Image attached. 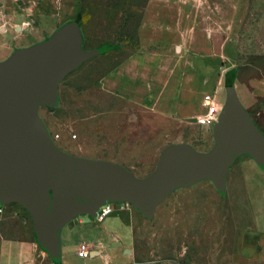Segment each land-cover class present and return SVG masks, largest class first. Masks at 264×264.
Wrapping results in <instances>:
<instances>
[{"label": "rangeland", "instance_id": "1", "mask_svg": "<svg viewBox=\"0 0 264 264\" xmlns=\"http://www.w3.org/2000/svg\"><path fill=\"white\" fill-rule=\"evenodd\" d=\"M78 13L82 47L109 48L60 82L57 105L38 108L57 146L71 155L118 163L145 178L169 144L187 143L200 152L214 146L215 124L203 126L198 117L196 122L177 120L100 85L102 75L141 49L144 21L214 28L232 40L239 86L264 76V0H171L153 5L150 0H0V61L17 48L45 40ZM150 34H164L172 42L153 49L174 50V31ZM250 159L244 154L233 163L224 192L208 178L178 187L152 218L128 202H113L114 211L106 219L94 217L102 238L99 244L84 242L94 248L90 257H76L75 242L71 256L66 252L55 262L48 255L42 264H258L246 254L244 242L256 227L258 202L254 205L264 171L255 162L252 168ZM118 210L124 216L113 214ZM2 237L36 241L34 221L20 203L0 205Z\"/></svg>", "mask_w": 264, "mask_h": 264}, {"label": "water", "instance_id": "2", "mask_svg": "<svg viewBox=\"0 0 264 264\" xmlns=\"http://www.w3.org/2000/svg\"><path fill=\"white\" fill-rule=\"evenodd\" d=\"M92 56L73 20L0 61V205L20 203L28 210L37 243L55 262L63 258L62 230L76 216L94 218L106 203L128 202L152 218L174 189L206 178L224 192L228 170L244 154L264 170V134L234 85L226 87L212 149L169 144L145 178L118 163L64 152L38 108L57 105L60 82Z\"/></svg>", "mask_w": 264, "mask_h": 264}, {"label": "crops", "instance_id": "3", "mask_svg": "<svg viewBox=\"0 0 264 264\" xmlns=\"http://www.w3.org/2000/svg\"><path fill=\"white\" fill-rule=\"evenodd\" d=\"M165 2L169 4L171 0H150L152 5ZM152 30L174 31V50L160 52L153 49L159 44L170 46L172 42L164 34L151 35ZM140 45L138 52L102 75L100 85L154 112L180 121L196 122V118L206 112L203 106L205 96L213 94L218 108L223 106L226 84L233 80L242 104L264 133V76L251 77L244 85L236 83L237 56L233 52L232 40L226 34L198 25L185 27L178 24L175 27L166 21L147 20L141 25ZM248 161L252 168L255 167V160ZM257 202L254 209L256 227L246 236L244 249L252 260L264 264V184L259 188L254 206ZM115 213L124 216L123 210ZM99 227L95 218L89 220L88 215L71 219L62 230L63 255L66 252L68 256L72 255V243L75 242L76 246L87 240L99 244L102 238L97 234ZM78 247L75 256L81 258ZM48 255L37 241L21 237H2L0 240V264H42V261H48Z\"/></svg>", "mask_w": 264, "mask_h": 264}, {"label": "built area", "instance_id": "4", "mask_svg": "<svg viewBox=\"0 0 264 264\" xmlns=\"http://www.w3.org/2000/svg\"><path fill=\"white\" fill-rule=\"evenodd\" d=\"M203 106L206 108V112L198 117V122L202 125L216 124L219 119L220 112L215 101V96L212 94L205 96ZM112 205L113 203H106L102 205L95 217L100 221L104 220L113 211L114 208ZM77 252L81 258H88L93 254L94 248H91L86 243H81Z\"/></svg>", "mask_w": 264, "mask_h": 264}, {"label": "trees", "instance_id": "5", "mask_svg": "<svg viewBox=\"0 0 264 264\" xmlns=\"http://www.w3.org/2000/svg\"><path fill=\"white\" fill-rule=\"evenodd\" d=\"M75 20L79 23V20H80V13L77 14ZM108 48H109V47H108L107 45H103V46H101V47H99V48H97V49H94V50H93V54L95 55V54H101V53H104L105 51H107ZM231 85H233V80L227 82V86H231Z\"/></svg>", "mask_w": 264, "mask_h": 264}, {"label": "bare ground", "instance_id": "6", "mask_svg": "<svg viewBox=\"0 0 264 264\" xmlns=\"http://www.w3.org/2000/svg\"><path fill=\"white\" fill-rule=\"evenodd\" d=\"M113 203V202H112ZM113 211H114V209H113Z\"/></svg>", "mask_w": 264, "mask_h": 264}]
</instances>
